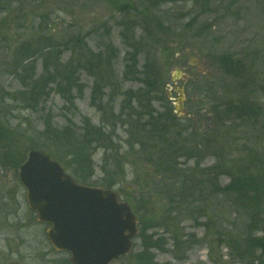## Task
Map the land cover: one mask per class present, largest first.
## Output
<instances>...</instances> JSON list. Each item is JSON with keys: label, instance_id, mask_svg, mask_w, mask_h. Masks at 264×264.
I'll return each mask as SVG.
<instances>
[{"label": "rangeland", "instance_id": "374dc122", "mask_svg": "<svg viewBox=\"0 0 264 264\" xmlns=\"http://www.w3.org/2000/svg\"><path fill=\"white\" fill-rule=\"evenodd\" d=\"M115 1L119 5L126 2L0 0V89L9 92L0 91V264H70L69 255L55 251L50 244L46 236L48 226L38 222L36 214L28 208L26 191L19 181L20 167L33 150L57 161L76 182L114 191L140 220L139 227L145 230V238H139V228L132 253L110 264H244L235 258L233 242L245 233V221L241 215L232 214L227 202L213 197L215 185H202L196 204L188 206L187 201H182L183 197H177L176 189L158 187L157 179L161 181L163 177L155 158H147L151 154L147 147L137 154L132 152L133 148L127 152L121 145L122 151L117 157L122 158L116 165L112 157L109 159L97 147L83 158L72 159L69 151L52 147L41 133L40 136L35 134L41 132L43 126L35 114L25 109L24 96L6 101L11 94L23 91L13 67L19 43L32 41L36 48L41 36L52 38L53 44H57L64 34L69 38L75 33L85 35L96 23L108 22L114 16ZM156 2L159 3L156 8L168 12L171 17L168 21L174 24L170 42L160 51L158 59L163 67L164 102L171 113L184 120L180 122V131L186 135L194 134V130L216 134V93L228 88L232 101L241 99L248 110L253 107L262 114L257 117L254 128L247 122L249 117L238 130L231 123L219 127H225L228 136L239 138L241 144L264 145V140L259 142L257 137L264 126V0ZM89 40L92 44L98 42L96 37ZM114 42L120 45L116 31ZM224 54L241 59L245 73L239 78L221 73L217 58ZM238 84L243 91L236 87L235 93H231L229 87ZM64 104L60 97L52 94L46 105L45 113H50L46 118L58 126L67 125V118L79 126L84 117L99 124V115L90 105L89 90L77 98L75 105ZM193 108L197 113L191 111ZM28 122L37 130L29 128ZM119 134L121 139L126 136L123 132ZM209 138L215 141L213 135ZM226 152L214 142L206 156L196 159L202 163L201 168H196L192 161L180 168L196 169L190 174L207 178L222 167L215 169L213 165L217 156L220 162H225ZM181 160H178L180 164L184 162ZM174 174L187 182L188 172ZM216 179L223 186L228 178L218 175ZM171 192L175 194H168ZM171 225L173 231L167 233L163 227ZM174 231L177 232L176 245L172 241ZM181 233L185 238L182 239Z\"/></svg>", "mask_w": 264, "mask_h": 264}, {"label": "trees", "instance_id": "16d2710c", "mask_svg": "<svg viewBox=\"0 0 264 264\" xmlns=\"http://www.w3.org/2000/svg\"><path fill=\"white\" fill-rule=\"evenodd\" d=\"M156 1L159 0H126L122 5L115 1L114 16L108 22L96 23L85 35L75 33L69 38L64 34L57 44H53L52 38L43 36L37 40L39 46L36 48L32 41H22L16 47L13 67H16L15 74L23 91L11 94L12 97L6 101L24 96L25 109L35 114L43 126L42 131L35 134L40 136L41 133L50 146L69 151L72 159L83 158L97 147L109 159L112 157L116 165L122 158L117 157L122 151L121 145L125 151L133 148L132 152L137 154L147 147L151 154L145 155L150 160L155 158L159 174L163 177L161 181L157 179L158 187L176 189L177 197H183L182 201H187L188 206L196 204L202 185H215L213 197L227 202L232 214L235 217L241 215L245 221V233L233 242L235 258L244 264H264V145L241 144L239 138L228 136L225 127H219L231 123L238 130L244 127L243 122L249 117L247 122L254 128L262 111L253 107L248 110L241 99H230L228 88L222 89L217 91L215 99L216 134L194 130V134L186 135L180 131V122L184 120L171 113L164 102L163 67L158 59L160 51L170 42L174 24L169 23L171 17L168 12L156 8L159 4ZM115 31L120 45L114 42ZM92 37L98 38V42L90 43ZM217 59L220 72L226 76L239 78L245 73L241 59L227 54ZM236 87L243 91L238 84L229 87L231 93H235ZM86 90L90 92L91 107L99 115L98 125L87 117L81 118L79 126L70 118H67L65 126H58L46 118L50 115L45 111L52 94L68 106L75 105L77 98ZM191 111L197 113L194 108ZM28 124L29 128H34L30 122ZM261 128L262 136L257 134L259 142L264 140V126ZM120 132L126 135L125 138L121 139ZM210 135L214 136L217 147L222 146L227 151L223 155L228 157L224 158L225 162H220L217 156L216 165H213L215 169L219 165L223 168L207 178L190 174L196 169L180 168L189 161L194 162L196 168L202 167L196 159L206 156V151H211L214 146ZM230 155L234 156L230 158ZM178 160L184 162L180 164ZM178 171L189 173L187 182L174 174ZM218 175L228 178L223 186L216 179ZM163 228L167 233L173 231V225ZM140 232L139 238H145V230L140 228ZM176 235L174 231V245Z\"/></svg>", "mask_w": 264, "mask_h": 264}, {"label": "water", "instance_id": "95a60500", "mask_svg": "<svg viewBox=\"0 0 264 264\" xmlns=\"http://www.w3.org/2000/svg\"><path fill=\"white\" fill-rule=\"evenodd\" d=\"M19 181L28 208L49 226L50 244L68 253L70 264H110L132 253L140 220L114 191L76 182L37 150L20 167Z\"/></svg>", "mask_w": 264, "mask_h": 264}]
</instances>
